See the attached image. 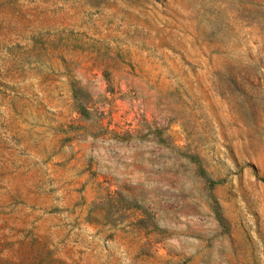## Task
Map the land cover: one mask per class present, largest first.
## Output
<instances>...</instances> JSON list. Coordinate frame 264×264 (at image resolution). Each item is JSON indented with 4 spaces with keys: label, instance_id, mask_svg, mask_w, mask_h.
I'll return each mask as SVG.
<instances>
[{
    "label": "rangeland",
    "instance_id": "obj_1",
    "mask_svg": "<svg viewBox=\"0 0 264 264\" xmlns=\"http://www.w3.org/2000/svg\"><path fill=\"white\" fill-rule=\"evenodd\" d=\"M0 264H264V0H0Z\"/></svg>",
    "mask_w": 264,
    "mask_h": 264
}]
</instances>
